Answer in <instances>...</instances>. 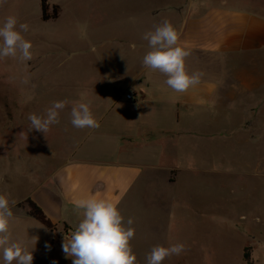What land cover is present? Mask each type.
Here are the masks:
<instances>
[{
	"label": "rangeland",
	"instance_id": "rangeland-1",
	"mask_svg": "<svg viewBox=\"0 0 264 264\" xmlns=\"http://www.w3.org/2000/svg\"><path fill=\"white\" fill-rule=\"evenodd\" d=\"M46 5L49 13L58 7L57 19L41 20L40 0L0 3V26L10 15L27 23L29 30L23 35L33 46L30 61L0 59V194L10 201V232L23 220L37 248L51 238L50 248L55 250L51 262L55 257L63 260L56 264H72L65 262L62 250L66 226L47 229L55 232L53 236L42 224L24 222L22 218L29 217L25 198L61 162L65 140L73 143L81 132L68 129L71 103L84 102L86 91L98 87L101 75L124 70L99 60L103 47L128 44L120 37L128 30L129 1L47 0ZM59 100L69 101L59 123L46 136L30 131L29 114L43 115ZM236 123L230 130H213L210 155L187 152L190 144L183 141L185 152L174 163L182 171L176 184L157 191L160 202L149 188L124 215L125 221H134L130 244L136 264H147L154 246L176 243H183L186 250L163 264H264V126ZM173 199L178 202L171 212Z\"/></svg>",
	"mask_w": 264,
	"mask_h": 264
},
{
	"label": "crops",
	"instance_id": "crops-1",
	"mask_svg": "<svg viewBox=\"0 0 264 264\" xmlns=\"http://www.w3.org/2000/svg\"><path fill=\"white\" fill-rule=\"evenodd\" d=\"M128 1V30L120 37L128 44L103 47L99 60L124 70L101 75L98 87L83 96L100 127L80 129L73 143L66 139L61 162L25 198L51 228L66 226L68 237L83 218V211L74 206L77 199L106 198L124 216L149 188L158 201L157 191L176 184L182 171L174 163L185 152L183 141L190 144L187 152L210 155L213 130L233 129L236 122L264 126V0ZM165 19L179 32L178 46L190 51L186 70L204 73L185 93L174 92L164 83V74L142 64L150 51L143 34ZM126 93L137 101H124ZM73 128L70 124L68 129ZM172 202L171 212L178 200ZM11 236L32 251L33 264L63 262L55 257L50 261L55 253L51 238L41 249L34 245L23 220L15 223Z\"/></svg>",
	"mask_w": 264,
	"mask_h": 264
},
{
	"label": "clouds",
	"instance_id": "clouds-1",
	"mask_svg": "<svg viewBox=\"0 0 264 264\" xmlns=\"http://www.w3.org/2000/svg\"><path fill=\"white\" fill-rule=\"evenodd\" d=\"M28 30L29 25L19 23L15 16L5 18L0 26V59L18 57L21 62L32 60V43L23 35ZM142 39L148 41L150 48L143 56V66L164 74L167 77L164 83L174 92L185 93L201 82L203 72L189 73L186 70L185 60L190 51L178 46L179 32L170 21L163 20L153 30L145 32ZM68 104L67 100L54 101L43 115L29 114L30 131L36 130L46 136L50 127L59 123L60 112ZM70 117L72 126L77 129L100 127L90 103L72 102ZM15 203L12 201L13 205ZM74 206L83 211V218L62 243L63 253L72 259V264H136L137 257L130 244L135 236V229L131 227L134 221L132 218L125 221L116 203L106 198L88 197L77 199ZM12 218L8 197L0 194V252L4 264H33L32 251L23 241L12 239ZM185 250L183 243L168 247L156 245L146 257L147 264H163L166 258L180 255Z\"/></svg>",
	"mask_w": 264,
	"mask_h": 264
},
{
	"label": "trees",
	"instance_id": "trees-1",
	"mask_svg": "<svg viewBox=\"0 0 264 264\" xmlns=\"http://www.w3.org/2000/svg\"><path fill=\"white\" fill-rule=\"evenodd\" d=\"M47 0H40V9H41V20L42 21H48V20H55L58 17V7L53 6L51 12H48V6L46 5ZM25 207H26V214L34 219L35 221L42 224L47 229H51V224L48 222V220L44 217L42 212L39 210L37 206H35L30 200L25 201ZM243 261L245 263L248 262V255L246 253L243 254Z\"/></svg>",
	"mask_w": 264,
	"mask_h": 264
},
{
	"label": "built area",
	"instance_id": "built-area-1",
	"mask_svg": "<svg viewBox=\"0 0 264 264\" xmlns=\"http://www.w3.org/2000/svg\"><path fill=\"white\" fill-rule=\"evenodd\" d=\"M123 100L129 103H135L137 101L131 93L124 94Z\"/></svg>",
	"mask_w": 264,
	"mask_h": 264
}]
</instances>
